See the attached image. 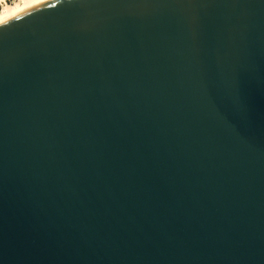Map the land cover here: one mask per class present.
Listing matches in <instances>:
<instances>
[{"label":"water","instance_id":"95a60500","mask_svg":"<svg viewBox=\"0 0 264 264\" xmlns=\"http://www.w3.org/2000/svg\"><path fill=\"white\" fill-rule=\"evenodd\" d=\"M19 9L0 264H264V0Z\"/></svg>","mask_w":264,"mask_h":264},{"label":"bare ground","instance_id":"6f19581e","mask_svg":"<svg viewBox=\"0 0 264 264\" xmlns=\"http://www.w3.org/2000/svg\"><path fill=\"white\" fill-rule=\"evenodd\" d=\"M36 1L39 0H15L13 2L7 0H0V16L9 14L15 11L16 9L27 6Z\"/></svg>","mask_w":264,"mask_h":264},{"label":"snow or ice","instance_id":"6c2138e0","mask_svg":"<svg viewBox=\"0 0 264 264\" xmlns=\"http://www.w3.org/2000/svg\"><path fill=\"white\" fill-rule=\"evenodd\" d=\"M17 11H20V9H16L15 11L9 13V15L4 16V18L0 20V23L6 22L10 18V16H15Z\"/></svg>","mask_w":264,"mask_h":264},{"label":"clouds","instance_id":"9594fccd","mask_svg":"<svg viewBox=\"0 0 264 264\" xmlns=\"http://www.w3.org/2000/svg\"><path fill=\"white\" fill-rule=\"evenodd\" d=\"M4 17H0V20H2Z\"/></svg>","mask_w":264,"mask_h":264},{"label":"rangeland","instance_id":"374dc122","mask_svg":"<svg viewBox=\"0 0 264 264\" xmlns=\"http://www.w3.org/2000/svg\"><path fill=\"white\" fill-rule=\"evenodd\" d=\"M7 1H12V2H13V1H15V0H7Z\"/></svg>","mask_w":264,"mask_h":264}]
</instances>
